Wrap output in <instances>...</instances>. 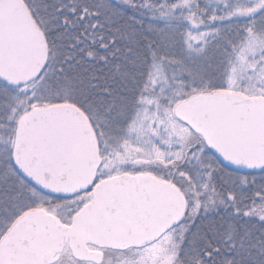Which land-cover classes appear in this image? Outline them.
Returning a JSON list of instances; mask_svg holds the SVG:
<instances>
[{"label":"snow or ice","instance_id":"obj_1","mask_svg":"<svg viewBox=\"0 0 264 264\" xmlns=\"http://www.w3.org/2000/svg\"><path fill=\"white\" fill-rule=\"evenodd\" d=\"M0 264H264V0H0Z\"/></svg>","mask_w":264,"mask_h":264}]
</instances>
